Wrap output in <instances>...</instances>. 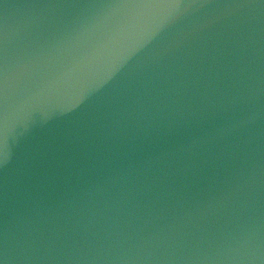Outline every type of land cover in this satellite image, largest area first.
<instances>
[{"label": "water", "instance_id": "obj_1", "mask_svg": "<svg viewBox=\"0 0 264 264\" xmlns=\"http://www.w3.org/2000/svg\"><path fill=\"white\" fill-rule=\"evenodd\" d=\"M0 264H264V0H0Z\"/></svg>", "mask_w": 264, "mask_h": 264}]
</instances>
